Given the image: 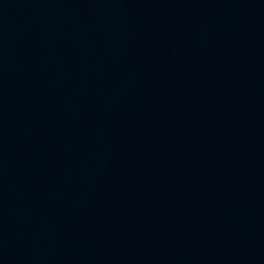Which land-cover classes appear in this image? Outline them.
Masks as SVG:
<instances>
[{"label": "water", "instance_id": "1", "mask_svg": "<svg viewBox=\"0 0 264 264\" xmlns=\"http://www.w3.org/2000/svg\"><path fill=\"white\" fill-rule=\"evenodd\" d=\"M0 264H264V0H0Z\"/></svg>", "mask_w": 264, "mask_h": 264}]
</instances>
